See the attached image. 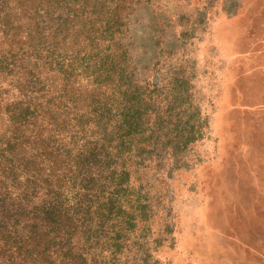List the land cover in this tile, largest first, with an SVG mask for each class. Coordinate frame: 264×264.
Listing matches in <instances>:
<instances>
[{"label":"rangeland","instance_id":"1","mask_svg":"<svg viewBox=\"0 0 264 264\" xmlns=\"http://www.w3.org/2000/svg\"><path fill=\"white\" fill-rule=\"evenodd\" d=\"M47 6L66 27L64 52L78 28L63 3ZM98 9L99 25L119 26L101 47L119 50L124 80L145 96L142 132L119 159L136 218L117 264H264V0H114ZM14 93L0 82L3 102ZM110 254L98 258L115 264Z\"/></svg>","mask_w":264,"mask_h":264},{"label":"trees","instance_id":"2","mask_svg":"<svg viewBox=\"0 0 264 264\" xmlns=\"http://www.w3.org/2000/svg\"><path fill=\"white\" fill-rule=\"evenodd\" d=\"M50 1L78 28L64 52ZM112 1L0 0V82L16 91L0 98V264H108L105 250L117 264L134 231L119 159L142 132L145 96L124 80L119 50L101 47L119 27L99 25Z\"/></svg>","mask_w":264,"mask_h":264}]
</instances>
